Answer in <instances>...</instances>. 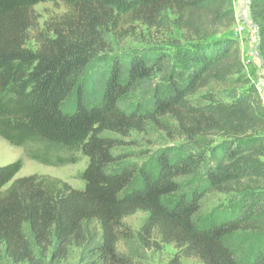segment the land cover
<instances>
[{
    "label": "trees",
    "instance_id": "trees-1",
    "mask_svg": "<svg viewBox=\"0 0 264 264\" xmlns=\"http://www.w3.org/2000/svg\"><path fill=\"white\" fill-rule=\"evenodd\" d=\"M41 2H61L67 13L36 30ZM249 10L264 60V0H250ZM235 23L233 0H0V138L44 165L88 159L82 189L46 175L15 178L23 157L0 166V251L9 264H57L72 248L83 249L85 264H137L160 245L176 250L166 264H264V107L228 35ZM136 25L191 50H183L185 79L152 109L128 111L119 102L149 68L131 58L124 80L113 58L100 98L86 102L80 78L107 50L106 34L123 39ZM152 128L183 138L188 154L161 151L152 164L109 169L123 160L124 138ZM218 195L239 201L202 216L204 199ZM137 213L144 217L132 229L125 220Z\"/></svg>",
    "mask_w": 264,
    "mask_h": 264
},
{
    "label": "rangeland",
    "instance_id": "rangeland-1",
    "mask_svg": "<svg viewBox=\"0 0 264 264\" xmlns=\"http://www.w3.org/2000/svg\"><path fill=\"white\" fill-rule=\"evenodd\" d=\"M249 2L250 0H233L236 23L228 35L239 42L246 73L257 88L264 107V60L258 51V34L251 20ZM65 13H67V7L61 2H41L34 7V27H36V30H45L48 24L60 19ZM34 34V30L29 31L26 43V46L32 50L37 47L33 39ZM174 36L176 37L177 34L175 33ZM106 37L109 43L107 50L98 53L80 78L83 83L82 93L86 102H94L100 98L109 74L110 60L113 58L121 61L124 80H126L127 67L131 58L135 61H141L149 68L148 75L139 79L119 102V105L128 111L135 108L140 111L152 109L156 95L165 93L172 84H180L185 79V67L181 63L183 50L191 51L188 47L166 41L164 37L152 35L140 25L135 26L134 34L123 39L117 38L113 33H107ZM170 75L173 78H170ZM74 104L75 95L66 101L65 107L69 109ZM123 140V145L117 150V154L122 155L123 160L110 166L109 169L112 171L132 163L137 165L152 164L156 155L161 151L168 150L172 157H180L188 154L189 150V146L183 138H170L164 132L153 128L146 133H132ZM220 141L222 140L217 139L215 144L221 143ZM6 148H9V150ZM199 153L205 154L207 157L208 149H200ZM76 156L78 160L74 164L63 166L44 165L24 158L23 148L11 146L0 138V166L23 157V166L15 178L31 174L46 175L58 178L73 188L82 189L84 183L80 179V174L85 169L88 159L81 153H76ZM203 167L202 164L195 178L191 180L192 187H196L198 184L195 181L203 177ZM188 179H183L182 183L187 184ZM237 201L239 199L236 197L208 196L204 199L201 215L207 216L210 212H214L216 216L222 213L225 215L230 212L229 209ZM143 217L141 213H137L126 219L125 223L132 229H137L141 225ZM175 253L176 250L172 246L160 245L157 251H149L146 259L137 262V264H166ZM85 255L82 248H72L68 257L57 264H85L90 261V258ZM181 262L182 264H199L195 258L181 257ZM0 264H9L2 251H0ZM45 264L50 263L46 262Z\"/></svg>",
    "mask_w": 264,
    "mask_h": 264
},
{
    "label": "bare ground",
    "instance_id": "bare-ground-1",
    "mask_svg": "<svg viewBox=\"0 0 264 264\" xmlns=\"http://www.w3.org/2000/svg\"><path fill=\"white\" fill-rule=\"evenodd\" d=\"M7 150H9V148H6Z\"/></svg>",
    "mask_w": 264,
    "mask_h": 264
}]
</instances>
